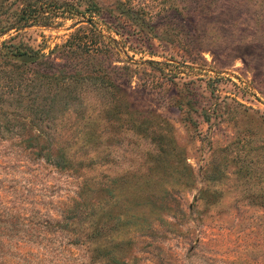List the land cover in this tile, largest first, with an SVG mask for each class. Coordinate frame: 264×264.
<instances>
[{
    "label": "rangeland",
    "instance_id": "rangeland-1",
    "mask_svg": "<svg viewBox=\"0 0 264 264\" xmlns=\"http://www.w3.org/2000/svg\"><path fill=\"white\" fill-rule=\"evenodd\" d=\"M10 37L118 97L0 116V264H264V0H0Z\"/></svg>",
    "mask_w": 264,
    "mask_h": 264
},
{
    "label": "trees",
    "instance_id": "trees-1",
    "mask_svg": "<svg viewBox=\"0 0 264 264\" xmlns=\"http://www.w3.org/2000/svg\"><path fill=\"white\" fill-rule=\"evenodd\" d=\"M16 20L19 22L21 19ZM29 20L23 19L13 26L26 25ZM66 41L70 40L66 39ZM72 42H77L76 45L82 44L81 46L84 44L75 39ZM39 54L41 55L42 51L32 49L21 42H14L11 37L0 40V116L8 119L6 123L14 122L11 120L14 117H6L9 114L29 117L30 120L35 117V121L41 122L49 117L53 109L59 114L72 111L73 115H78L91 104L83 98L85 89L89 85L96 95L110 96V101L106 105H103V101L99 102L101 106L99 113H103L118 97L113 89V82L108 78L103 79L101 75L47 73L34 70L28 64ZM40 133L42 134L43 131H38L39 136ZM56 151L54 157L49 153V149L43 154L45 159L61 168L72 167L75 164L79 166L86 159L67 155L61 146L57 147Z\"/></svg>",
    "mask_w": 264,
    "mask_h": 264
}]
</instances>
